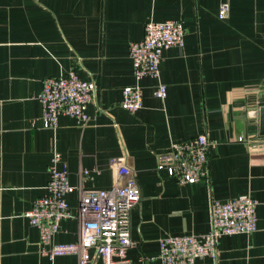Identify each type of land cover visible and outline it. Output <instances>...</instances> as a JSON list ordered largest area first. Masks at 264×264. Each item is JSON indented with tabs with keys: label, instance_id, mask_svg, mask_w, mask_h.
I'll use <instances>...</instances> for the list:
<instances>
[{
	"label": "crops",
	"instance_id": "0c3cea01",
	"mask_svg": "<svg viewBox=\"0 0 264 264\" xmlns=\"http://www.w3.org/2000/svg\"><path fill=\"white\" fill-rule=\"evenodd\" d=\"M223 3L230 13L219 20ZM149 20L183 22L185 43L164 51L159 78L139 80L130 45ZM72 69L96 85L90 121L61 115L56 129L44 128L43 81ZM137 84L143 107L130 114L122 91ZM157 84L167 86L166 99L155 96ZM263 94L264 0H0V264H81L75 254L43 255L25 217L47 194L54 153L71 185L85 189L112 188L109 162L127 158L142 194L132 212V264H162L161 238L207 233L211 200L243 194L258 201V230L221 238L217 262L196 264H264V138H251L245 116L248 100ZM200 134L213 141L207 177L180 186L158 171L160 154ZM67 200L75 212L78 192ZM61 225L54 243L78 242V221ZM90 257L104 264L94 249Z\"/></svg>",
	"mask_w": 264,
	"mask_h": 264
},
{
	"label": "built area",
	"instance_id": "2783aa9c",
	"mask_svg": "<svg viewBox=\"0 0 264 264\" xmlns=\"http://www.w3.org/2000/svg\"><path fill=\"white\" fill-rule=\"evenodd\" d=\"M230 13L228 3L221 4L219 20ZM185 27L178 20L145 24V36L130 45V58L135 76L159 78L165 50L183 47ZM96 85L83 80L77 70L58 78H46L38 100L43 106L44 128L56 129L61 115H68L80 123H88V107L94 101ZM121 106L130 114L143 107V86L125 87ZM155 96L166 99L165 84H157ZM252 139L257 138L250 134ZM213 141L200 134L188 142L175 143L169 151L158 156V171H164L180 186L193 185L209 175L210 152ZM257 149V145H253ZM62 157L54 153L50 164L47 194L37 199L25 217L40 232L41 253L51 259L75 254L81 264L91 261L90 250L102 257L104 264H132L127 256L131 246L132 212L141 203V189L126 157H113L109 165L115 171L116 182L110 189H85L71 185L66 168H60ZM100 173L99 170H95ZM84 177L91 175L83 170ZM77 191L79 202L75 212L67 196ZM258 201L248 194L222 202L210 203V230L202 235L165 236L159 240V259L162 264H196L210 258L217 262L220 239L226 236L253 235L258 230ZM75 219L79 224L78 242L56 244L54 239L61 224Z\"/></svg>",
	"mask_w": 264,
	"mask_h": 264
},
{
	"label": "water",
	"instance_id": "95a60500",
	"mask_svg": "<svg viewBox=\"0 0 264 264\" xmlns=\"http://www.w3.org/2000/svg\"><path fill=\"white\" fill-rule=\"evenodd\" d=\"M248 101L250 111L246 112L245 116L250 132L255 134L257 138H264V94L258 98L251 97ZM241 119L242 116L239 118V122Z\"/></svg>",
	"mask_w": 264,
	"mask_h": 264
}]
</instances>
